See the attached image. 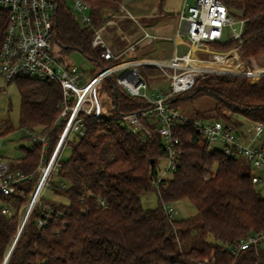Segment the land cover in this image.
<instances>
[{"label": "trees", "instance_id": "trees-1", "mask_svg": "<svg viewBox=\"0 0 264 264\" xmlns=\"http://www.w3.org/2000/svg\"><path fill=\"white\" fill-rule=\"evenodd\" d=\"M71 1L58 0L59 54L65 58L80 52L92 62L93 74L102 66L98 60L102 50L91 46L94 30L105 23V13L116 11L124 0H83L91 7L89 27L76 20ZM164 1L160 0V8ZM222 1L232 15L245 21L243 43L229 41L211 46L222 52L238 48L243 64L232 67L238 71L245 67L255 75L203 74L191 91L168 103L181 109L209 96L216 104L211 110L215 115L207 122L230 123L226 115L230 112L264 127V65L253 63L264 54V0ZM7 17L0 8V49ZM11 82H15L21 99L20 128L50 130L49 157L63 128L55 125L60 114V85L28 76ZM99 86L113 105L112 114L84 118L85 135L75 142L70 159L57 173L61 184L50 187L59 198L43 199L42 205L33 209L13 251L12 240L22 224L21 210L37 179L21 181L12 195H0L10 208L9 214H2L0 208V264L11 251L6 264H264V248H250L237 257L230 251L249 235L264 233V195L252 182L254 169L238 155L210 150L203 135L187 121L174 128L182 142L179 165L171 177L159 180L165 167L161 162L167 159L160 136L153 130L152 137L143 141L140 134L121 123L123 116L149 106L118 92L114 77ZM197 116L199 119L200 113ZM14 131L9 122L0 121V140ZM41 156V146L34 144L11 169L32 174ZM152 193L158 205L147 210L142 198ZM182 200H188L197 214L173 220L166 206ZM45 207H51V218L39 227ZM180 231L194 232L201 245L183 250Z\"/></svg>", "mask_w": 264, "mask_h": 264}, {"label": "built area", "instance_id": "built-area-1", "mask_svg": "<svg viewBox=\"0 0 264 264\" xmlns=\"http://www.w3.org/2000/svg\"><path fill=\"white\" fill-rule=\"evenodd\" d=\"M70 7L81 26H91V7L87 2L72 0ZM0 8L8 15L7 31L0 49V77L9 83L15 78L28 76L58 83L62 90V98L58 104L60 114L55 125H63V128L51 155L49 157L46 155L50 144V130L24 128L21 131L23 137L42 148L41 160L36 171L25 174L20 170H12L11 165L17 161L8 162L0 157V195H12L16 192V185L21 181L34 177L37 179L32 192L28 195L27 204L23 207H27V212L22 218L17 237L12 240L15 241L14 244L33 209L42 205L43 193L45 189L51 187L52 176L57 174L66 162L61 159V154L64 148L70 145L71 137L80 138L85 135V117L100 116L95 92L107 78L114 77V85L118 92L130 98L141 99L149 106L138 113L123 116L121 123L140 134L143 141L152 137L153 130L160 136L167 152V159L159 180L164 179L166 174L174 172L179 165L182 142L175 136L174 128L177 124L188 121L203 135L210 150H215L217 149L215 146L220 145V150L224 154L240 156L254 169L252 182L257 186H264V174L258 173L264 169V144L260 143L264 127L261 123H250V138L247 142H242L233 123L216 120L202 122L198 118L185 115L180 109H175L168 103L191 91L198 77L203 74L255 75L250 71L246 72L245 67L242 71L232 67L235 63L243 64L238 57V48L216 53L209 60L198 59L194 55L201 47L214 43L223 44L229 41L243 43L245 21L232 15L222 0H196L193 5L183 7L180 20L187 25L188 50L185 55H175L167 63L134 58L112 62L123 55L129 56L136 50V43L128 40L122 30H118L119 36L126 40L127 44L121 55L116 56L107 37L109 30L118 26L119 21L127 17L133 18L126 5L121 3L116 12L111 13L105 18V23L94 30L91 46L94 50H102L98 58L102 66L93 74L67 63L58 52L56 44L58 0H0ZM143 35L148 37L149 33L145 31ZM104 62L109 64L105 65ZM150 64L158 66L168 77L169 87L166 92L148 94L149 85L140 67ZM117 73L119 75H116ZM2 92L8 93L6 89ZM0 208L2 214L10 213L9 206L2 200ZM166 211L169 217H172L174 209L170 204L166 206ZM50 213L51 207H45L38 221L39 227L48 224ZM250 248H255L256 251L264 248V233L249 235L230 251L237 257L241 251Z\"/></svg>", "mask_w": 264, "mask_h": 264}, {"label": "crops", "instance_id": "crops-1", "mask_svg": "<svg viewBox=\"0 0 264 264\" xmlns=\"http://www.w3.org/2000/svg\"><path fill=\"white\" fill-rule=\"evenodd\" d=\"M195 1L196 0H165L163 6L160 8V0H124L123 3L126 5L133 18L127 17L119 21L118 26H114L109 30L107 37L116 56L121 55L127 44V41L123 40L119 36L118 30H122L127 36L128 40L136 43V50L133 54L129 56L123 55L120 58L114 59L112 62L134 58L145 61H161L167 63L175 55H185L188 50L186 39H184L185 46L182 45V48L178 44L181 35H186L187 31V25L180 20V14L184 6L193 5ZM115 12L116 11L106 12L104 17L107 18L111 15V13L113 14ZM145 31L149 33L148 37H143ZM209 47L210 46L208 45L198 49V53L195 55V57L198 59L209 60L213 58L214 54L222 52L210 51ZM181 49L183 50L181 51ZM262 59L263 58L260 60L264 62ZM140 68L143 77L145 79H151L152 84L149 85V95H157L161 92L167 91H158L159 87H162V83L165 81V79L169 87L168 77L158 66L150 64ZM169 71L172 70L169 69ZM214 107L212 109H214ZM182 109L180 110L185 115H188L189 117L192 116V118L198 117L193 115L194 112H191L190 109L188 111H183ZM228 113L229 114L227 116H229L232 120L230 123L235 125L241 141L247 142L251 135L249 124L252 123V121L241 115H232L230 112ZM260 143L264 144V135L262 136ZM258 173L264 174V169L260 170ZM258 186L264 188V186Z\"/></svg>", "mask_w": 264, "mask_h": 264}, {"label": "rangeland", "instance_id": "rangeland-1", "mask_svg": "<svg viewBox=\"0 0 264 264\" xmlns=\"http://www.w3.org/2000/svg\"><path fill=\"white\" fill-rule=\"evenodd\" d=\"M184 39H186V35L182 34L179 39V46H185ZM209 50L215 52L216 50L209 45ZM211 48V49H210ZM183 49H181L182 51ZM58 52L60 53L59 49ZM198 52L196 51L194 55ZM61 54V53H60ZM263 58L264 54L260 55L256 60H254L257 67L262 66L264 62L260 59ZM67 63L74 64L80 67L84 71H91L93 69V64L85 58L80 52H72L70 56H66L64 58ZM250 66V64H249ZM249 69L245 70L246 72ZM250 70L252 71V65ZM116 75H119L117 73ZM148 85L152 84L150 78H146ZM167 81L162 83V87H159V90H167ZM3 89H6L8 93L2 92ZM101 91V92H100ZM99 92V93H98ZM96 101L98 105V110L105 116H110L112 114L113 105L106 96V93L101 90V86H99L96 90ZM20 95L18 92V88L15 82L7 83L0 77V121L9 122L13 128L14 132L10 133L4 139L0 140V157L8 162L16 161L21 159L25 153L26 149L31 148L33 146L32 142L28 138H24L23 134H21L22 129L19 124V112H20ZM215 104V100L212 97L205 96L195 100L193 103H187L181 108L183 111H188L190 109L191 112H194L193 115L200 113L199 119L202 122H207L212 118L215 114L210 111ZM229 113L226 112V115ZM192 118V116H191ZM194 118V117H193ZM79 139L77 136H72L70 140V145L65 147L62 154L61 159L64 161H68L72 155L73 148L75 142ZM6 142V144H4ZM215 148L220 149V145H216ZM166 161L162 160L161 166H165ZM172 172L165 175L166 178L172 176ZM51 182L54 185L61 184V179L57 174L53 175L51 178ZM264 195V188L258 186L257 188ZM59 197L55 196L51 188L45 189L43 193V199H58ZM142 203L145 209H154L158 205L157 196L155 193L149 194L142 198ZM174 209V213L172 214L173 220H182L193 217L197 214L196 208L188 201L182 200L175 203L170 204ZM27 212V207L21 210V219L24 218ZM178 239L180 245L183 247V250L188 251L193 247H199L201 245V240L198 235H195L194 232L189 231H180L178 233Z\"/></svg>", "mask_w": 264, "mask_h": 264}, {"label": "water", "instance_id": "water-1", "mask_svg": "<svg viewBox=\"0 0 264 264\" xmlns=\"http://www.w3.org/2000/svg\"><path fill=\"white\" fill-rule=\"evenodd\" d=\"M260 75V74H259ZM4 144H6V142H4ZM28 219V218H27ZM14 246H15V244L13 245V248H12V251H13V249H14ZM12 251H11V253H12ZM11 253H10V255H11ZM10 255H9V257H10ZM8 257V258H9ZM8 258L7 259H5V261H4V263L3 264H6L7 263V261H8Z\"/></svg>", "mask_w": 264, "mask_h": 264}]
</instances>
